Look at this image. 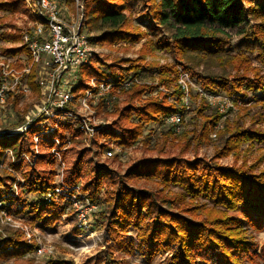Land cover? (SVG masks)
Listing matches in <instances>:
<instances>
[{"label": "trees", "instance_id": "16d2710c", "mask_svg": "<svg viewBox=\"0 0 264 264\" xmlns=\"http://www.w3.org/2000/svg\"><path fill=\"white\" fill-rule=\"evenodd\" d=\"M139 3L145 9L144 18L153 27L168 32L169 37L160 48L168 52L174 62L161 66L144 64L141 56L121 60L129 63L126 71L138 75L146 72L143 69L146 67L159 78L157 85L132 84L124 90L122 107L115 100L113 126L119 130L115 137L122 145L130 147L136 143L144 123L160 121L179 111L175 103L167 100L169 95L166 93L160 99L149 98L140 105L134 103L141 94L151 92L156 86L174 83L176 65L197 75L200 86L207 92H223L227 97L235 94L251 96L258 91L264 94V76L258 68L251 66L247 55L255 51L254 58L264 65V0H85V24L89 31L97 34L91 40L100 45H113L123 41L137 43L145 38L129 17V12ZM23 10L21 0L0 2V12ZM3 18L0 17V26ZM230 30L240 37L233 48L229 46ZM19 38L17 32H0L3 42L16 43ZM150 45V41H145L140 55H153ZM2 50L10 55L26 51L23 46ZM101 65L106 66L104 62ZM200 65L202 72L195 73L194 67ZM106 67L114 69L112 65ZM103 75L104 72L93 64L82 67V80L74 92H79L86 77ZM29 83L37 94V87L31 81ZM173 93L181 96L178 88ZM104 101V98L100 100L101 106ZM132 117L138 122H133ZM219 117L211 114L204 120L197 140H206L207 125L215 124ZM258 120H261L260 116ZM230 127L235 128L231 131ZM58 136L63 138L62 134ZM219 136L221 146L210 160L195 157L190 161L182 155L141 159L120 176L103 166L87 165L90 161L82 163L80 157L66 170L64 182L71 185L80 179H88L83 190L93 202L99 198L103 186L106 188L103 203L107 211L100 214V218L106 220L105 239L112 241L113 249L130 255L137 250L146 262L157 252L169 251L171 256L164 264H258L255 259L264 258V245L259 252L254 232L264 229V170L254 173L253 169L262 156L250 166L242 161L236 167H222L214 161L234 153L238 158L237 147L243 141L264 145V131L241 130L238 124H226ZM29 137L30 134L24 135L23 139L20 136L4 137V143L0 144V159L7 148L13 149L17 158L23 146L31 155ZM187 142L181 146V154L188 149ZM51 145L49 141L42 142V153L33 165L19 162L15 166L24 168L25 191L34 196L31 202H23L20 213L29 215L30 223L37 224L41 230L51 228L61 212L56 201L44 202L46 194L54 188V161L45 151ZM13 179L12 175L1 171L0 183ZM140 179L153 181L154 187L133 186V182ZM169 186H176L181 192L171 195L166 191ZM199 199L203 202L194 204ZM130 228L136 230V246L125 237ZM36 247L35 244L26 245L19 231L6 230L5 236H0V264L10 259L19 260ZM108 257L106 264H114L111 256ZM44 264L64 263L49 259Z\"/></svg>", "mask_w": 264, "mask_h": 264}, {"label": "rangeland", "instance_id": "374dc122", "mask_svg": "<svg viewBox=\"0 0 264 264\" xmlns=\"http://www.w3.org/2000/svg\"><path fill=\"white\" fill-rule=\"evenodd\" d=\"M2 1L5 0H0V2ZM21 1L23 11L12 13L0 12V17H4V22L0 26V32L4 31L9 34L17 32L20 34L19 41L16 43L0 40V55L3 57L0 61L8 63L9 69L12 68L13 73H17L16 76H21L22 80L24 78L23 82L27 84L29 90H27L28 92L24 91L20 85L6 90L4 102L0 103V131H13L24 125L26 117L30 115L32 117L41 99L39 88L34 80L36 69L31 68L27 75L24 76L23 74V69L30 65V60L25 54L26 51L10 55L5 54L2 50V48L22 46L21 32L28 28L26 24L28 23L27 17L31 16L28 14L26 0ZM31 1L33 0H29L30 3ZM60 4L61 8H64V3ZM67 5L70 8L73 7L70 2ZM71 10L73 11V9ZM144 10L142 4L139 3L134 10L129 12L132 25L146 35L145 38L137 43H128L126 41L113 45L94 43L91 39L97 34L89 31L85 24L92 52L89 64H93L96 68H99L104 72V75L102 77H86L82 83V87L79 89V96L81 98L86 97L90 109L83 113L79 111V106L77 105L75 107V114L84 118L85 123L74 118L59 122L50 137L58 138L60 144L55 147L56 144H53V141L50 140L49 142L52 145L49 148H45V151L51 155L54 161V188L48 192L51 194L49 201L54 200L61 207L58 221L49 229L41 230L37 224L30 223L29 215L20 213L23 209V202H31L34 196L25 191L24 168L18 169L15 167L19 162L33 165L34 161L42 153L40 145L43 141L35 142L34 136L36 133L34 131L36 128L33 127L27 129L25 132L6 136V139L13 136H20L23 139L24 135L30 134L28 141L30 142L29 149H31V155L26 153L24 146L18 158L14 154L13 149L10 148L5 149L2 154L0 159V174L1 171H4L12 175L14 179L7 183H0V196L7 195L8 199L6 198L5 200L7 202L10 201V207L13 209L17 208L14 210V213L17 214L16 218L20 222V227L25 226L31 234L30 239H28L23 229L2 225L0 226V236L4 237L6 230H17L22 234V239L26 245L35 244L37 247L39 244L50 245L53 248V252L45 257H37L34 250L19 260L10 259L1 264H44L49 259L55 263L62 262L64 264H106L105 260L106 257L107 259L109 258L108 256H111L114 264H164L171 256L169 251L157 252L151 261L146 262L137 250L130 255L111 248L112 241L108 237L107 241L105 239L104 225L106 224V220L102 217L100 218V214H106L107 211L106 205L103 203L106 188L103 186L99 198L93 202L88 192L83 190L88 179H80L76 184H67L64 182L66 170L80 157L82 163L90 161L87 165H91L94 168L103 166L109 171L118 173L120 176H124L127 170L135 166L141 159H168L169 157L182 155L190 161H193L195 157L210 160L221 146L219 133L225 129L226 124L230 126L238 124V128L241 130L258 129L264 131L263 93L258 91L251 96L242 97L239 94H235L232 97H227L223 92L216 94L207 92L200 86L197 75L183 69L180 65H176V80L174 83L158 85L151 92L141 94L140 98L134 103L135 105H140L149 98L160 99L162 94L166 93L169 95L167 100L175 103L179 108V111L174 113L180 117L179 124L176 126L166 124L167 118L174 114L162 118L157 122L144 123L141 136L136 143L130 147L121 144L120 140L115 137L119 135V130L113 126V122L116 119L115 100L119 102V107H122L125 99L123 92L132 84H145L148 86L157 85L159 81L157 74L150 73L146 67L143 68L146 72H140L141 74L138 75L134 74L133 71H126L129 63L121 62V60L136 59L138 56H141L144 59V62L142 61L144 64L161 66L165 64L170 65L174 62L170 54L163 48H160V44L163 41L165 42L169 37L168 32L164 28L153 27L144 18ZM86 20L85 15V22ZM229 33L231 34L229 46L233 48L240 37L235 35L234 30H230ZM145 41L151 42L150 46L154 52L153 55L148 53L140 55V50ZM255 53L253 51L247 54L248 58H250L251 66L258 68L260 74L264 76V65L254 58ZM233 54H235L234 49H232ZM103 62L106 66H114V69L111 70L101 65ZM194 68L195 73L202 72L201 65ZM233 73L231 72V74ZM31 74L32 77L30 78ZM30 81L37 87V94L33 91L29 83ZM101 84L108 85L109 88H103L100 86ZM176 88L180 90V97L175 96L173 93ZM88 91L89 94H86ZM110 91H112V94L109 93ZM102 98L105 101L101 106L100 100ZM77 103L79 104L78 101ZM220 105H223V108H220ZM198 110L201 111L198 112ZM211 114H218L220 117L215 124L207 125L208 133L206 140L201 142L197 140L198 135L204 127V120ZM259 116L261 118L260 121L258 120ZM132 118L133 122H138V119ZM43 120L45 118L35 121L36 123H41ZM54 125L55 121L49 120L47 123L45 122L42 129L53 127ZM90 127L95 129L92 135L86 130V128ZM234 128L230 127L231 131ZM37 129L38 131L40 130L39 128ZM58 134H62L63 138H60ZM3 138L4 136L0 137V144L4 143ZM51 138L48 137L47 139ZM185 142L189 144V147L181 154V146ZM53 148L54 151L52 150ZM109 150L112 152L111 156L106 155ZM236 153L238 154V158L235 157L236 154L234 153L235 156L234 154H229L216 159L214 162L222 167H236L241 165L242 161H245L246 165L250 166L262 156L261 162L253 169V172L258 173L264 170V145L251 141H243L238 145ZM22 154H26L29 157L30 163L21 159ZM64 186H77L76 191L79 192L80 201L89 211L87 224L83 230H79L77 227V216L71 202L65 200L62 195L56 196V193H53V190L57 187L62 188ZM133 186L150 188L154 187V182L140 179L135 180ZM166 191H169L171 195L181 192L176 186H169ZM47 194L44 197V202L46 203L48 202ZM201 202L203 201L199 199L194 201V204H200ZM125 237L131 239L135 246L138 244L136 230L130 228L126 232ZM254 240L260 252L264 245V229L254 232ZM255 260L258 264H264V258H256Z\"/></svg>", "mask_w": 264, "mask_h": 264}, {"label": "built area", "instance_id": "2783aa9c", "mask_svg": "<svg viewBox=\"0 0 264 264\" xmlns=\"http://www.w3.org/2000/svg\"><path fill=\"white\" fill-rule=\"evenodd\" d=\"M84 1L33 0L30 3L29 0H26L28 14L31 17H27L28 28L21 32V43L25 47V54L30 60V65L23 69V74L27 75L31 68L36 69L34 80L39 88L41 99L32 117L31 115L26 117L24 125L13 131H0V137L19 134L33 127L36 128L34 131L36 133L35 142L52 140L56 147L60 142L58 138H51L50 135L59 122L74 118L85 123L84 118L75 114V107L78 105L79 111L85 113L90 109L89 103L86 97L81 98L79 92H74L81 80V68L89 64L92 53L89 35L85 27ZM68 2L73 5L72 8L67 5ZM60 3H64V8H61ZM2 59L3 57L0 55V60ZM16 75L17 73H13L12 68L9 69L8 63L0 61V103L4 102L6 90L11 87L20 85L24 91L29 90L27 84L23 82L24 78L22 80L21 76ZM100 86L109 88L108 85L101 84ZM86 94H89V91ZM220 108H223V105H220ZM42 118L45 120L36 123L38 119ZM49 120L55 121V125L42 129L45 122L47 123ZM179 122L180 117L177 114L166 120V124L171 126H176ZM37 128L40 130L38 131ZM86 130L90 135L95 131L93 127L86 128ZM48 137L51 139H47ZM52 150L54 151V148ZM111 154L110 150L106 153L107 156H111ZM21 159L30 163L26 154H22ZM77 188V186L57 187L53 193H56V196L62 195L65 200L71 202L77 216V227L79 230H83L87 224L89 211L81 203ZM47 195V201H49L51 194ZM6 198L7 195L0 196V226L21 228L30 239L31 233L25 226L20 227V222L16 218L17 214L14 213V210L17 208L10 207V201L7 202ZM52 249L50 245L39 244L34 253L37 257H45L53 252Z\"/></svg>", "mask_w": 264, "mask_h": 264}]
</instances>
